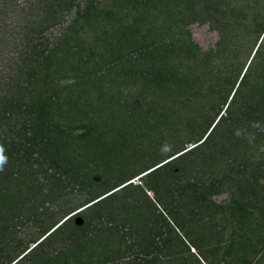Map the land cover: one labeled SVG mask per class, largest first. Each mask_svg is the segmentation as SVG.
Listing matches in <instances>:
<instances>
[{
	"label": "trees",
	"instance_id": "obj_1",
	"mask_svg": "<svg viewBox=\"0 0 264 264\" xmlns=\"http://www.w3.org/2000/svg\"><path fill=\"white\" fill-rule=\"evenodd\" d=\"M28 3L41 7L43 21L25 33L13 71L0 74V264H96L98 247L110 249L113 237L124 241L129 234L142 239L132 264H159L151 250L156 237L177 264L188 257L194 264L262 260L264 0ZM73 10L62 26L60 16ZM194 21L218 31L214 49L201 51L192 39ZM57 25L61 31L47 37ZM115 66L117 73H106ZM109 134L111 144L158 134L162 152L145 168L114 178L110 165L100 168L101 155L86 149ZM248 161L256 173L229 199L235 225L224 238L211 196ZM223 167L220 177L213 175ZM127 211L143 214L149 230L132 228L122 216H131ZM206 217L218 235L212 241L194 235L207 236L202 242L210 246L189 234L202 232L189 222L207 227ZM25 221L39 234L14 243L10 235ZM98 237L105 242L95 244ZM134 243L98 262L120 264Z\"/></svg>",
	"mask_w": 264,
	"mask_h": 264
},
{
	"label": "rangeland",
	"instance_id": "obj_2",
	"mask_svg": "<svg viewBox=\"0 0 264 264\" xmlns=\"http://www.w3.org/2000/svg\"><path fill=\"white\" fill-rule=\"evenodd\" d=\"M37 1L38 0H0V74L11 73L13 71L12 69L9 68H11L12 65H15L16 67V64L18 62L17 59L20 58L21 54L24 53L23 50L25 49V43L27 41V39H25L24 37L25 33L28 30H30L32 26L36 27L38 26V24H41V21H43L42 19L43 10H41V7L39 6L36 7L32 5L31 7L30 4L28 3V2L36 3ZM34 3L32 4L34 5ZM73 16H74V10L72 12L61 15L60 21L62 22V26L63 24L65 25L68 24L69 21L73 18ZM53 28L54 29L45 31V35H47V37L51 38V36L53 37L54 35L58 34L61 31L60 25H57ZM188 29L191 31L192 39L200 46L201 51H207L209 49L215 48L217 40L219 39V33L217 30L211 28L210 23L194 21L188 26ZM119 68L124 69L125 65L119 64ZM118 71H119L118 67L115 66L112 69H108L106 73H117ZM120 114L121 112L119 113V115ZM121 126L122 124L118 123V127L120 128ZM157 136L158 134L156 136L154 135L150 139H147L145 137H134V138L129 137L125 140H121V139L116 140L117 143L111 144V141L112 142L115 141V135L109 134L104 136V138L102 139V143L100 145L98 142L99 139H97V137L93 138V140L95 141H91L89 145L86 146V149L90 151L92 155L94 154H97L98 156L101 155L99 158L100 168L102 169L104 164L110 165L111 167L109 168V170L112 172L110 176H114V178H119L120 176H123L125 174H132L145 168L147 165L151 164V162H154L158 158L162 150L157 148V140H156V138L158 139ZM167 140H168L167 142H169L168 137ZM190 145L191 144H188V146ZM259 152L262 153V155H264V144L261 145ZM225 170H226L225 167H223L221 171H216L214 172L213 175L214 176L219 175L220 177L221 172ZM254 173H256L254 170V166L248 161V167L246 168V170L240 172L238 169H236V171L230 173V177L232 178V180L225 178L224 184L222 186V190L211 196V199L215 202L213 206L214 214H216L220 218V234H224L225 236L224 238H226L231 232L232 224L235 225L234 221L228 219L229 217H231L230 215L231 208L229 206L230 203L229 199L231 198L232 194L240 195L239 193L240 188L245 187L249 182L251 183V179H253L252 175ZM133 181L134 183H141V178H135ZM260 183H264V176H260ZM149 193L151 196L154 195L153 191ZM75 194L78 199L84 197L83 192L75 191ZM221 205H224L225 207L222 208ZM159 206L162 207L163 205L159 203ZM129 213L131 214V216L127 217L124 214V212H122V216L126 218L128 222H131L133 224L132 228L137 229V227L140 228L144 227V229L149 230L150 223L146 224L148 220L144 218L143 214L139 215V214H134L132 212ZM198 216L199 214H196L195 217ZM207 219H208L207 217L204 219V221L207 222L206 223L208 225L207 227L204 225V222L196 221L195 223V220L189 222L190 226H193L197 230L202 231L200 233H198V231L195 233L194 231L192 232V230L189 229V234H191L196 239V241L200 240L201 242L199 243L198 241V243L199 244L202 243L204 246H210L212 242L208 243L207 241H205L204 244V242L202 241L207 236L209 239L211 238L212 241L213 240L212 237L218 235V233L215 231L217 229L219 230V227H217V229L213 228L212 232L209 231L210 219L208 220ZM227 221H230V224L226 228L224 227L221 228L222 225H224ZM157 226L158 225H156V227ZM166 231L167 230L164 229L162 230L165 236H167L166 234H168ZM205 232L207 234H205ZM38 234L39 232L37 230V226H34L32 222L25 221L24 224L21 223L18 224L17 231L14 234H11L10 237L13 238V241L15 243L18 239L19 240L24 239L25 241H27L30 238H33L35 236L37 237ZM194 234L195 235L198 234L200 236L202 235H207V236L197 239V237H195ZM102 237H98L99 239L95 241V244L105 242L106 239ZM110 238L111 237L108 236V239ZM139 241H142V239H139L138 234H129V236L124 241H118L113 237L110 241L111 242L110 249H106V247L97 248L99 249V251L98 252L96 251L94 261L96 262V264H105L106 262H98L100 261L99 259L103 258L105 255H112L113 253L112 250L115 249L116 247L118 248L120 246L123 245L125 246L127 244L135 242L134 247H131L130 250H127L126 253L122 254V256L119 257L120 259H117L118 261H120V264H132L131 261H134L137 253H139L137 250L139 248L138 244H140ZM155 241L158 242L157 244L158 248L156 246L155 248H151V250L153 253L157 254L158 256L157 260L158 261L160 260L159 264L160 263L177 264V261L179 259L178 258L173 259L168 254V248L166 246H163L164 244L163 242H161L162 237L160 238L156 237ZM123 242L124 244H122ZM167 244L168 242L166 243V245ZM32 246H34V243H31V247ZM90 250H91L90 253L94 252L92 251L93 249ZM191 251H195L196 253L200 252L198 248L194 246L191 247ZM145 257H147V255H145ZM169 257H171L173 260L170 259ZM147 258H151V256L148 255ZM190 260L191 259L189 257L186 258L184 264L195 263L194 261H190ZM179 262L183 263V259H180ZM256 264H264V258L259 262H257Z\"/></svg>",
	"mask_w": 264,
	"mask_h": 264
},
{
	"label": "water",
	"instance_id": "obj_3",
	"mask_svg": "<svg viewBox=\"0 0 264 264\" xmlns=\"http://www.w3.org/2000/svg\"><path fill=\"white\" fill-rule=\"evenodd\" d=\"M75 222L78 224V225H82L84 223V218L81 216V215H76L75 216Z\"/></svg>",
	"mask_w": 264,
	"mask_h": 264
},
{
	"label": "clouds",
	"instance_id": "obj_4",
	"mask_svg": "<svg viewBox=\"0 0 264 264\" xmlns=\"http://www.w3.org/2000/svg\"><path fill=\"white\" fill-rule=\"evenodd\" d=\"M2 160H3V158H2V157H0V162H2Z\"/></svg>",
	"mask_w": 264,
	"mask_h": 264
}]
</instances>
